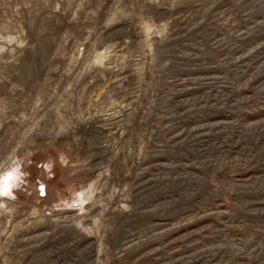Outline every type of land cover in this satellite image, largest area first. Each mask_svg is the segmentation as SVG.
<instances>
[{"label": "rangeland", "instance_id": "rangeland-1", "mask_svg": "<svg viewBox=\"0 0 264 264\" xmlns=\"http://www.w3.org/2000/svg\"><path fill=\"white\" fill-rule=\"evenodd\" d=\"M0 264H264V0H0Z\"/></svg>", "mask_w": 264, "mask_h": 264}, {"label": "bare ground", "instance_id": "bare-ground-1", "mask_svg": "<svg viewBox=\"0 0 264 264\" xmlns=\"http://www.w3.org/2000/svg\"><path fill=\"white\" fill-rule=\"evenodd\" d=\"M233 126V123L232 122H229V121H225V122H223L222 123V125L218 128V130H220V131H224V130H229V129H231V127ZM213 132V131H212ZM181 135V134H180ZM224 135V134H223ZM195 136H197V135H195ZM222 136V135H221ZM220 136V137H221ZM210 137V136H209ZM223 137V136H222ZM217 139V138H216ZM220 139V138H219ZM12 178H10L9 176L8 177H4L3 178V182H2V184H1V188H2V191L1 192H6L8 189H9V187H10V185L12 184Z\"/></svg>", "mask_w": 264, "mask_h": 264}, {"label": "water", "instance_id": "water-1", "mask_svg": "<svg viewBox=\"0 0 264 264\" xmlns=\"http://www.w3.org/2000/svg\"><path fill=\"white\" fill-rule=\"evenodd\" d=\"M41 191H43L44 190V187H41V189H40Z\"/></svg>", "mask_w": 264, "mask_h": 264}]
</instances>
